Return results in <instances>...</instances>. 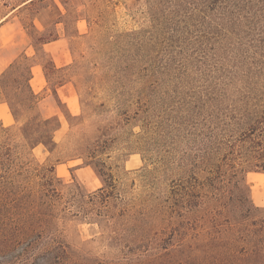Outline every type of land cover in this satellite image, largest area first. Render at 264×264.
Instances as JSON below:
<instances>
[{"label":"trees","instance_id":"obj_1","mask_svg":"<svg viewBox=\"0 0 264 264\" xmlns=\"http://www.w3.org/2000/svg\"><path fill=\"white\" fill-rule=\"evenodd\" d=\"M45 1L25 0L18 9H34L37 16ZM60 1L65 13L50 0L57 11L54 25L71 12L70 0ZM145 2V27L129 33L141 47L153 42L157 56L149 64L143 60L136 96L123 111L124 124L139 126L141 141L122 147L141 152L150 165L138 174L146 190L132 194L118 183L102 157L114 141L111 134L72 149L70 156L81 158L100 180L91 192L68 185L53 165L34 157L38 145L55 148L60 120L36 110L38 95L29 83L38 56L47 81L49 72L58 69L44 48L58 39L57 32L46 33L32 22L27 34L34 55L21 53L0 76V102L16 122L5 126L0 121V208L21 209L20 216L2 218L0 227L12 224L17 234L11 237L28 238L56 224L59 214L109 231L132 222L138 231L166 232L170 252L187 264H264V206L255 205L245 179L248 172L264 171V54L250 56V78L226 80L225 72L217 82L170 93V81L178 78L182 64L172 65L167 55L173 51H166L169 41L187 33L260 30L264 0ZM61 84L55 80L52 93L57 95ZM65 117L75 116L67 111ZM145 137L154 142L147 153Z\"/></svg>","mask_w":264,"mask_h":264},{"label":"rangeland","instance_id":"obj_2","mask_svg":"<svg viewBox=\"0 0 264 264\" xmlns=\"http://www.w3.org/2000/svg\"><path fill=\"white\" fill-rule=\"evenodd\" d=\"M23 1L0 0V76L21 53L34 55L27 34L32 22L39 30L56 31L58 36V40L44 45L58 68L49 72L50 82L39 56L31 67L29 83L38 95L36 110L45 117L58 115L60 120L54 132L55 148L48 150L38 145L33 149L34 157L40 163L53 165L55 174L68 185L76 183L84 193L91 192L101 186L100 180L81 158L70 156L72 149L78 143L111 134L114 141L102 157L118 183L132 194L146 190L138 174L150 165L143 162L141 152L122 147L141 141L139 126L124 124L123 111L136 96L143 60L149 64L157 56L153 42L141 47L129 33L145 27V0H105L107 6L103 0H70L67 4L71 12L65 22L55 25L57 11L50 0L43 3L45 7L38 17L34 9L19 11ZM55 1L65 13L61 1ZM169 44L166 51L173 52L165 54L168 61L182 64L176 70L178 78L170 81L169 92L184 93L190 86L217 82L225 72L226 80H245L249 77L250 56L264 54V20L260 30H235L229 34L198 31L176 36ZM55 80L62 81L56 88L57 95L51 91ZM67 111L75 117L67 119ZM0 121L5 126L16 124L5 102H0ZM153 144L145 137L144 152ZM245 179L255 205L264 206V171L248 172ZM19 212L20 208H0V221L13 214L20 216ZM12 226L0 227V264H187L183 257L170 252L166 232L149 227L138 231L132 222L109 231L85 219L59 214L56 224L28 238L21 234L11 237L17 234Z\"/></svg>","mask_w":264,"mask_h":264},{"label":"crops","instance_id":"obj_3","mask_svg":"<svg viewBox=\"0 0 264 264\" xmlns=\"http://www.w3.org/2000/svg\"><path fill=\"white\" fill-rule=\"evenodd\" d=\"M2 25H3V24L0 25V28L2 27ZM57 40H58V39H57ZM55 41H56V40H55ZM45 45H47V44H45ZM5 46H7V45H5ZM51 115H52V114H49L48 116H51ZM48 116H47V117H48Z\"/></svg>","mask_w":264,"mask_h":264}]
</instances>
